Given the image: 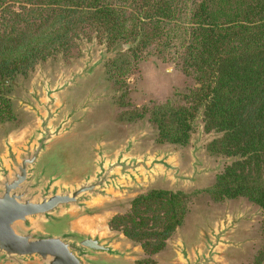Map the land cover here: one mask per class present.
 Listing matches in <instances>:
<instances>
[{
  "label": "trees",
  "instance_id": "1",
  "mask_svg": "<svg viewBox=\"0 0 264 264\" xmlns=\"http://www.w3.org/2000/svg\"><path fill=\"white\" fill-rule=\"evenodd\" d=\"M16 4L21 9H11ZM0 9L4 77L69 57L94 34L109 48L130 44L137 58L153 48L178 60L195 85L153 107L158 141L189 143L201 117L205 131L217 133L209 154L233 158L206 192L216 202L243 196L264 210V0H0ZM6 88L0 80V123L17 117ZM198 192L153 188L109 225L157 254Z\"/></svg>",
  "mask_w": 264,
  "mask_h": 264
},
{
  "label": "water",
  "instance_id": "2",
  "mask_svg": "<svg viewBox=\"0 0 264 264\" xmlns=\"http://www.w3.org/2000/svg\"><path fill=\"white\" fill-rule=\"evenodd\" d=\"M90 70L55 86L48 81L45 101L35 95L37 104L29 102L35 124L19 141L8 131L0 140V264H134L141 260V244L126 241L122 231L94 230L87 219L108 214L100 208L111 200H120L126 209L122 198L132 196L131 202L150 184L163 182L177 191L189 184L200 188L206 181L201 163L192 162L190 172L175 149L135 153L133 138L115 150L103 140L96 146L88 142L82 154L85 135L73 132L76 115L88 105L66 111L67 101L60 103L59 96ZM0 79L9 83L7 77ZM233 213L215 220L206 209L193 230L180 226L158 264H225L242 244L237 237L243 217Z\"/></svg>",
  "mask_w": 264,
  "mask_h": 264
},
{
  "label": "rangeland",
  "instance_id": "3",
  "mask_svg": "<svg viewBox=\"0 0 264 264\" xmlns=\"http://www.w3.org/2000/svg\"><path fill=\"white\" fill-rule=\"evenodd\" d=\"M11 9L18 10L21 6L16 4ZM4 10L0 9V14L3 13L5 16L7 10L5 13ZM95 37L94 34L91 40L86 38L79 40V46L73 49L69 57L58 55L38 63L27 75L20 73L14 78L5 76L9 78L8 84L2 82L7 87L5 95L13 101L17 117L15 120L0 123V140L8 131L11 132L14 141H19L35 124V113L29 102L37 104L35 95L41 96L45 101L44 89L48 81L55 86L69 79L73 73L90 68L88 74L59 96L60 103L63 100L67 101L66 111L84 104L88 105L76 115L78 123L73 132L75 135H85L86 139L80 143L83 144L80 152L86 153L88 142L96 146L103 140L107 147L115 150L133 138L136 142L135 153L137 150L153 154L160 150L175 149L179 152L180 163L183 167H188L190 172L193 170L192 162L201 163L199 171L206 175L203 186L200 188L191 186L192 184L188 185L190 187L182 186L187 192L201 191L190 202V210L182 230H193L195 221L200 219L201 212L206 209L213 213L215 220L222 218L226 212H235L233 215L241 213L243 228L237 240L242 244L240 248L231 250L229 260L227 259L225 264H257L261 258L262 262L259 264H264V210L243 196L216 202L206 192L207 188L215 184L217 175L233 159L209 154L207 145L217 133L206 132L202 118L198 117L195 119V131L189 143L181 145L158 141V128L151 121L153 107L167 102L175 93L194 86V79L183 72L178 60L165 59L153 48L137 58V54L127 50L128 48L123 46L109 48L101 39ZM113 61L122 64L125 69L123 74L111 65ZM155 184V187L150 184L146 190L166 188V183ZM130 197L122 198L128 205L126 209L121 207L118 199L103 204L100 209L107 210L108 214L89 217L88 226L94 230H102L106 234L120 233V230L111 229L109 221L114 215L124 213L130 208ZM176 231L167 240V244ZM124 239L133 243L127 236ZM137 251L143 253L142 262L139 264L160 262L159 254L162 250L154 255H149L141 247ZM134 264H137L136 260Z\"/></svg>",
  "mask_w": 264,
  "mask_h": 264
},
{
  "label": "crops",
  "instance_id": "4",
  "mask_svg": "<svg viewBox=\"0 0 264 264\" xmlns=\"http://www.w3.org/2000/svg\"><path fill=\"white\" fill-rule=\"evenodd\" d=\"M139 263V261H137Z\"/></svg>",
  "mask_w": 264,
  "mask_h": 264
}]
</instances>
